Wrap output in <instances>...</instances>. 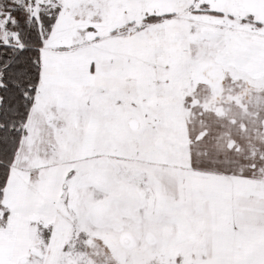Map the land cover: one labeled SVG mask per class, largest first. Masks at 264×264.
Here are the masks:
<instances>
[{
  "label": "snow or ice",
  "instance_id": "obj_1",
  "mask_svg": "<svg viewBox=\"0 0 264 264\" xmlns=\"http://www.w3.org/2000/svg\"><path fill=\"white\" fill-rule=\"evenodd\" d=\"M0 264H264V0H0Z\"/></svg>",
  "mask_w": 264,
  "mask_h": 264
}]
</instances>
